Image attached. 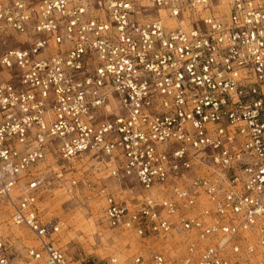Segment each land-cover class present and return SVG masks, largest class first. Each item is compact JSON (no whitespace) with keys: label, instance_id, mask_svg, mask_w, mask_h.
Segmentation results:
<instances>
[{"label":"built area","instance_id":"obj_1","mask_svg":"<svg viewBox=\"0 0 264 264\" xmlns=\"http://www.w3.org/2000/svg\"><path fill=\"white\" fill-rule=\"evenodd\" d=\"M78 185L127 259L58 246ZM5 216L0 264H264V0H0Z\"/></svg>","mask_w":264,"mask_h":264},{"label":"rangeland","instance_id":"obj_2","mask_svg":"<svg viewBox=\"0 0 264 264\" xmlns=\"http://www.w3.org/2000/svg\"><path fill=\"white\" fill-rule=\"evenodd\" d=\"M150 0H137V3L148 5ZM149 10L150 15H154ZM47 170V169H45ZM50 175V173H46ZM80 172L74 174L76 178ZM92 179L90 171L84 173ZM51 197L45 196L42 206L46 218L57 217L62 223L58 235V246L65 251L67 257L74 262H101L111 255L120 259H127L134 251L136 238L127 232L112 230L102 219L101 205L98 197L89 192L88 188L78 185L71 193L55 187L50 192ZM6 224L7 216L0 222ZM6 230L5 225L2 227ZM109 234V237H105ZM104 237L105 239H102ZM24 244L32 242L25 237ZM121 254H124L121 257Z\"/></svg>","mask_w":264,"mask_h":264},{"label":"bare ground","instance_id":"obj_3","mask_svg":"<svg viewBox=\"0 0 264 264\" xmlns=\"http://www.w3.org/2000/svg\"><path fill=\"white\" fill-rule=\"evenodd\" d=\"M163 13L161 12V15H162ZM19 233H21L22 232V230H20V229H18L17 230ZM104 235H106L105 237L107 238V237H109L108 235L109 234H104ZM102 239H105L104 237H102ZM124 256V254H121V257H123Z\"/></svg>","mask_w":264,"mask_h":264}]
</instances>
